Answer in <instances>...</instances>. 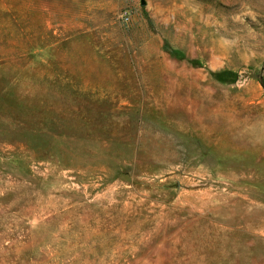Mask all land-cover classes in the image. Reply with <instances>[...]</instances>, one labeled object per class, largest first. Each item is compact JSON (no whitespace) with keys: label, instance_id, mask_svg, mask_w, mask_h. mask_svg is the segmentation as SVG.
I'll list each match as a JSON object with an SVG mask.
<instances>
[{"label":"rangeland","instance_id":"1","mask_svg":"<svg viewBox=\"0 0 264 264\" xmlns=\"http://www.w3.org/2000/svg\"><path fill=\"white\" fill-rule=\"evenodd\" d=\"M0 264H264V0H0Z\"/></svg>","mask_w":264,"mask_h":264},{"label":"built area","instance_id":"2","mask_svg":"<svg viewBox=\"0 0 264 264\" xmlns=\"http://www.w3.org/2000/svg\"><path fill=\"white\" fill-rule=\"evenodd\" d=\"M120 20L124 25H128L129 24V14L127 11L123 12L120 15Z\"/></svg>","mask_w":264,"mask_h":264}]
</instances>
